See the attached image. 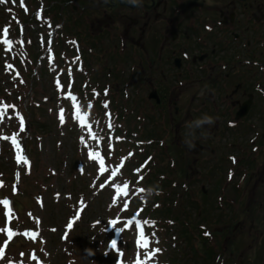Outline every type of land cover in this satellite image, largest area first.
<instances>
[{"label":"rangeland","instance_id":"1","mask_svg":"<svg viewBox=\"0 0 264 264\" xmlns=\"http://www.w3.org/2000/svg\"><path fill=\"white\" fill-rule=\"evenodd\" d=\"M67 1L60 0L57 4L62 9L60 18L66 24L62 25L63 31L55 43L56 57L61 58L63 69H72L73 72L79 71L83 60L85 65V59L88 63L85 67L88 70L98 66L95 62H99L101 75L98 81L109 84L115 91L113 100L118 101L119 108L118 111H106L103 121L91 117L87 104L78 99L72 73H67L68 76L62 78L60 64L54 56L53 44L56 32L48 18L43 17L40 12L43 5L49 7V3L44 4L43 0H30L28 4L35 17V23H27L25 27L20 26L19 34L13 36H9L10 28L17 22V11L22 9L21 5L25 4V0H5L4 3H0V105H15V108L8 107L0 115V120L3 121L0 123V201L5 199L10 201L9 193L22 189L19 200L23 202L25 198L26 205L22 209L27 210L28 215L27 217L20 211L19 216H15L10 210L14 209V206L11 207L9 202L7 212L11 214L10 220L9 216L3 213L5 205L0 203V227L14 233V238L9 240L4 232L0 233V248H4L5 251L0 264H10V262L11 264H37L31 259L33 251L43 264H136L138 257L144 264H162L157 260V255L150 261L148 259L151 255L150 249L158 247L159 243L163 264H167L166 261L171 255L177 258V264H234L235 255H229L227 252L212 262L207 257L202 258L200 254L192 251L193 249L198 251L202 245L200 235L203 231L199 228L195 230L194 226H208L216 240L221 239L219 210L214 206L213 198L209 201L212 185L206 184L203 178L205 174H211V171L218 172L219 169L218 159L214 162L218 154L217 148L219 146L220 149L222 147L220 142L223 143L218 135L219 129L206 126L201 127L196 133L193 131L194 128H188V125L192 123L189 120L192 97L189 98L190 89H187L190 85L181 90H174L173 98L176 93L179 96L176 103L177 112L174 114L170 106L171 122L167 120L166 115V118H163L166 121L161 125L159 109L152 102L153 100L147 98V93L154 87L156 90L163 88V81L154 71L142 75L137 66L127 70V64H122L123 62L118 60L119 51L122 49L121 33L128 29L129 18L138 17L137 12L124 6L113 11L104 8L103 5L101 8H93L95 0H71L87 6L86 9L81 10L79 7L78 9L70 7ZM107 1L109 0H99V4ZM209 13L213 14V12ZM72 18L75 19L76 24H73ZM149 19V23L152 24L151 18ZM79 28L87 41L100 40L89 43L90 46L88 43V45L80 43V45L83 44V59L77 56L78 64L67 66L66 62L71 59V55L62 36L64 34V37H70L71 33L66 31L70 29L74 33V30ZM131 29L129 36L135 40L138 35L137 30L135 27ZM25 34L29 35L25 37ZM6 40L12 43H5ZM24 40H27V43ZM137 40L141 47L143 40ZM68 43L73 52L80 51V45L72 41ZM126 45L127 47L130 45L128 38ZM29 47L40 53V58L32 64L34 70L32 80L38 84L41 92L48 91L36 97L43 106V115L38 113L41 126L37 127L34 124L39 129L36 131L40 134L33 140L34 150L30 157L25 147L29 130L27 128L28 133L25 132V134L20 130V116L24 119V130H26V119L25 113L19 106L20 102L24 106L27 99L21 100L22 96L19 99L15 98L17 89L14 88L19 77L13 72L12 67L13 56L26 55ZM127 47L126 50H128ZM144 56L143 53H139L142 66L145 65ZM148 58L152 56L149 55ZM68 64L71 65L72 62ZM6 65H11L7 68L11 72L6 70ZM43 67L46 68L45 75L38 76L39 68L43 70ZM81 67L83 68V65ZM118 72L119 74L115 75ZM18 74L24 80L25 86L21 87L28 96L29 88H25L27 79L21 72ZM133 79L136 80V84L128 85L129 80ZM98 81L90 78L89 84L95 87ZM65 92L72 93L75 98H64ZM107 103H109L108 98ZM88 104L93 111L102 112L99 101L96 102L88 97ZM112 114L123 134L136 137L138 142L153 141V145L149 142H143L144 145L135 142L136 145L133 147L129 144L128 149L132 152L136 146L140 145L139 150L143 154L148 152L151 159L148 165L154 162V170L157 169V171H152L148 175L145 171L143 181L150 180L154 184L153 191L163 193L165 202L151 203L139 190L142 187L136 181L140 175L138 167L142 161L139 162L136 159L135 163L138 162V164L133 165L136 172L131 173L129 182L126 181L129 173L128 170L124 171L126 164L124 161L127 162L128 152L126 147L121 149L118 147L120 153L113 154V150L116 149L114 148L116 140L114 128L116 132L120 130L114 126ZM61 116L63 123H61ZM51 120L56 122L54 127ZM108 120L111 122L109 128L105 126V121ZM79 121L84 124L80 125ZM188 130L192 132V135H187ZM167 131L170 133L164 139ZM93 135H96V139L92 138ZM5 136L8 137L7 140L3 139ZM13 136L18 137V145H13ZM126 137L131 142L136 140L130 136ZM213 138L214 142H212ZM185 140L195 146L186 145ZM145 144H151L152 147L148 148ZM210 147H214L215 150L214 160H207ZM130 166V164L126 165L127 168ZM20 169L26 171L24 181L18 179ZM213 176L212 174V180H214ZM161 184H165V187L162 188ZM120 185L128 186L126 196L118 193ZM81 201H83V207H81ZM125 204H128L126 210ZM195 207L200 210L199 213ZM160 209L169 211V215L166 216L169 218L168 222L166 221L167 235L162 241L156 239L152 224L153 220L162 218L158 215ZM134 211L139 213L140 228L138 229L134 224L124 228L122 226L124 217ZM116 218L121 219L120 224L112 225L111 221ZM170 220L172 223H169ZM69 222L72 223L71 228L66 227ZM183 227L185 235L181 234ZM117 228L123 231L117 232ZM156 230L159 233L161 226L158 225ZM205 230L209 232L207 228ZM37 231L39 236H35ZM112 236H118L117 249L109 247V239ZM138 238L142 244L147 242L148 248H138L136 243ZM184 240H189V247ZM207 240L211 243L212 236L207 237ZM126 242L131 245L127 249L124 248ZM86 249L92 251V254L89 255ZM236 261L237 264H251L245 259L243 263H238L237 259Z\"/></svg>","mask_w":264,"mask_h":264},{"label":"flooded vegetation","instance_id":"2","mask_svg":"<svg viewBox=\"0 0 264 264\" xmlns=\"http://www.w3.org/2000/svg\"><path fill=\"white\" fill-rule=\"evenodd\" d=\"M76 3L81 9L87 7ZM93 3V8L103 5L113 11L124 6L137 12L121 33L118 60L127 64V70L137 66L142 75L154 71L163 81V88L151 89L154 97L147 93L163 124L166 115L171 120L170 106L177 112L179 96L173 98L174 90L187 85L192 97L189 120L213 117L210 128L219 129L223 141L216 159L214 147L207 157L219 164L218 172L209 174L211 179L214 175L209 201L213 198L220 214L219 243L238 263L245 259L264 264V0ZM130 26L137 30L135 40L129 36ZM137 39L143 40L141 47ZM139 53L145 55L144 66Z\"/></svg>","mask_w":264,"mask_h":264},{"label":"snow or ice","instance_id":"3","mask_svg":"<svg viewBox=\"0 0 264 264\" xmlns=\"http://www.w3.org/2000/svg\"><path fill=\"white\" fill-rule=\"evenodd\" d=\"M4 2H5V0H0V3H4ZM5 32H7V30H5ZM5 43H9L10 44V43H12V41L6 40ZM9 50H11V49H9ZM10 67H11V65H6V70H7V68H10ZM104 106L107 107V104H105ZM8 107L15 108V105H0V115H2L3 111L6 110ZM61 113H63V110L62 109H61ZM2 122L3 121L0 120V123H2ZM63 122H64L63 121V117L61 116V123H63ZM20 130L21 131L24 130V119H23L22 116H20ZM92 138L93 139H96V135H93ZM3 139L7 140L8 137L5 136V137H3ZM81 142H83V137H81ZM12 143H13L14 146L15 145H18V137L17 136H13ZM18 163H19V160H18ZM113 175H115V173ZM230 178H231V174H230ZM125 187H127V186H125ZM140 191L142 192L143 189H140ZM124 195L125 196L127 195V192L126 191L124 192ZM0 203H3L5 206H7L8 203H9V201L7 199H5L3 201H0ZM113 203H115V201H113ZM81 207H83V201H81ZM124 208L126 210L128 208V204H125L124 205ZM4 214L6 216H9V219L11 220L12 217H11V214L9 212H5ZM29 215H31V213H29ZM135 219H136V216L134 214L133 217L127 221L126 227L127 226H130ZM112 223L113 224H116L117 221L114 220V221H112ZM37 224H39V221H37ZM68 227L69 228L72 227V223L71 222H69ZM137 228L139 229L140 228V225H137ZM5 231H8L9 232V239H11V235H12L11 230L5 229L3 227H0V233H3ZM53 231H55V229H53ZM116 231L117 232H122L123 229L117 228ZM206 235H207V233H206ZM35 236H39V232L38 231L35 233ZM35 236L33 238H35ZM136 243H137V247L138 248H140V247L148 248V243L145 242V243L142 244L141 243V240L139 238L136 240ZM110 247L112 249H117V242L115 240H112L111 243H110ZM160 251H161V249L158 248V247L153 248V249H150L151 255L148 257L149 261L151 260L152 257H155ZM4 255H5L4 248H0V259H3L4 258ZM145 255H148V254L145 253ZM31 259L34 260V261H36L37 264H43V262L39 260V258L37 256V254L35 253V251H33L32 256H31ZM10 264H11V262H10ZM136 264H144V262L138 257L137 260H136Z\"/></svg>","mask_w":264,"mask_h":264},{"label":"clouds","instance_id":"4","mask_svg":"<svg viewBox=\"0 0 264 264\" xmlns=\"http://www.w3.org/2000/svg\"><path fill=\"white\" fill-rule=\"evenodd\" d=\"M129 3H131V4L135 5V6H139V0H129ZM214 122H215V121H214L213 117L208 116V115H204V116H202V117L196 119V120H195L194 122H192L191 124H189V125H188V128H189V129H192V128L199 129V128L203 127L204 125H209V126H211V125L214 124ZM187 135H189V136L192 135V132L189 131V132L187 133ZM184 143H185L186 145L190 146V147H194V146H195L193 143H191V142L188 141V140H185ZM149 191H151V190H149ZM86 251L89 253V255L92 254V251H89V250H87V249H86Z\"/></svg>","mask_w":264,"mask_h":264},{"label":"trees","instance_id":"5","mask_svg":"<svg viewBox=\"0 0 264 264\" xmlns=\"http://www.w3.org/2000/svg\"><path fill=\"white\" fill-rule=\"evenodd\" d=\"M48 2L49 1H51V0H47ZM55 9H56V7H55ZM51 10V9H50ZM17 16H18V20H19V22L23 25V26H25L27 23H29V21H30V16L29 15H27L26 13H22V11H19L18 13H17ZM16 29V27L13 25V29ZM35 55L34 54H32L31 55V58L32 59H35ZM26 74H28L29 75V72H26ZM35 86V84H34V82L33 81H31L30 80V82H29V88H30V90L31 89H33V87ZM34 92H35V94L37 93V91H35L34 90ZM33 108V114H38L39 112H40V110H39V108H38V106L37 105H35L34 107H32ZM32 119V118H31ZM34 122H32L31 124H33ZM38 124V123H37ZM34 125V124H33ZM33 130H34V128H33ZM146 184H150V183H146ZM150 186H151V184H150ZM16 208L17 209H19L20 208V205H17L16 206ZM181 233H182V235H185L186 233H185V229L183 228L182 229V231H181ZM172 261H174L175 259H171Z\"/></svg>","mask_w":264,"mask_h":264},{"label":"water","instance_id":"6","mask_svg":"<svg viewBox=\"0 0 264 264\" xmlns=\"http://www.w3.org/2000/svg\"><path fill=\"white\" fill-rule=\"evenodd\" d=\"M151 96L154 97V94L152 93Z\"/></svg>","mask_w":264,"mask_h":264}]
</instances>
